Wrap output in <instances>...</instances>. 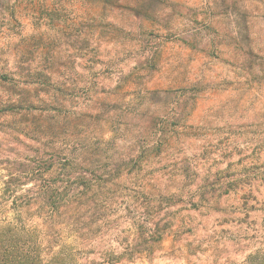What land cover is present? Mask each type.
<instances>
[{
  "label": "rangeland",
  "instance_id": "374dc122",
  "mask_svg": "<svg viewBox=\"0 0 264 264\" xmlns=\"http://www.w3.org/2000/svg\"><path fill=\"white\" fill-rule=\"evenodd\" d=\"M17 4L0 95L33 109L0 113V233L87 264L141 217L167 237L117 264H264V0ZM51 155L50 185L100 191L43 207L20 164Z\"/></svg>",
  "mask_w": 264,
  "mask_h": 264
},
{
  "label": "trees",
  "instance_id": "16d2710c",
  "mask_svg": "<svg viewBox=\"0 0 264 264\" xmlns=\"http://www.w3.org/2000/svg\"><path fill=\"white\" fill-rule=\"evenodd\" d=\"M0 23L17 24L19 20V10L17 0L11 2V0H0ZM17 81L14 79L13 74L9 71L0 69V86L13 87ZM16 94H8L2 97L0 95V113L13 114L23 109L31 111L33 107L24 99L23 91ZM165 130H161L163 134ZM54 156L51 155L47 160H43L41 157H35L27 159V162L20 164L25 168L26 180L35 179L38 177L39 183L37 187V194L40 198L43 207H49L52 210L58 211L59 208L67 207L70 202L79 201L85 197L90 190L98 193L99 186L96 189L91 188L88 184H84L81 188V192L74 191L71 187L64 186L62 191L58 187L50 185V181L45 179L44 175L47 169L54 163ZM48 164V168H45ZM54 183V181H52ZM85 187V188H83ZM213 188V187H211ZM77 190V189H76ZM99 190V191H98ZM98 191V192H97ZM173 198V197H171ZM145 220H141V217L134 219L131 222L134 228V235L132 239L130 236L126 238V246L122 252L119 253H102L98 261L95 259L91 260L87 264H117L118 261L126 257L127 261H134L136 259L148 260L154 257L155 248L154 244L161 243L167 236H163V233L158 230L157 227H150L147 230L143 229L145 226ZM157 225V224H156ZM14 230L0 233V264H77L76 257L65 254L64 252L54 251V247L50 249L51 256L49 253H45L47 248L46 245L51 241H45L46 245H41L40 240L37 237L31 236L32 234L28 231L23 233H13ZM130 239V240H129ZM42 243V242H41Z\"/></svg>",
  "mask_w": 264,
  "mask_h": 264
}]
</instances>
